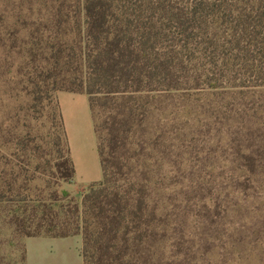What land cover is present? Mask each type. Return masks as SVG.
<instances>
[{"label": "trees", "instance_id": "obj_1", "mask_svg": "<svg viewBox=\"0 0 264 264\" xmlns=\"http://www.w3.org/2000/svg\"><path fill=\"white\" fill-rule=\"evenodd\" d=\"M38 6L28 81L35 109L53 104L49 139L17 137L2 153L4 222L25 237L79 234L82 264L209 262L243 195L264 198V0ZM58 91L86 95L95 137L101 176L78 200L56 187L73 179ZM175 130L205 133L199 151L218 182H152L149 160L171 153Z\"/></svg>", "mask_w": 264, "mask_h": 264}, {"label": "rangeland", "instance_id": "obj_2", "mask_svg": "<svg viewBox=\"0 0 264 264\" xmlns=\"http://www.w3.org/2000/svg\"><path fill=\"white\" fill-rule=\"evenodd\" d=\"M39 1L0 0V170L3 165L2 153H8L14 148L17 137L33 136L40 144L49 139L50 124L46 114L52 113L53 104L50 103L48 108L44 106L41 112L35 109L28 81V75L32 71L31 33L36 19L45 15L43 10L41 11L42 15L38 14ZM182 122L183 119L180 117L174 121V126L180 129ZM166 129L167 125L164 126V130ZM174 133L175 137H173ZM204 134L203 131L199 132V135L184 134L183 130L172 131L171 153L168 152L162 160L158 159L154 163L153 160H149L152 163V182L165 183L173 179L187 182L190 178L202 183L204 181L212 182V180L218 182L216 173L219 172V169L207 167L209 161L203 157L205 152L199 151L203 138H206ZM168 142L166 139L165 143L168 144ZM178 151L186 153H182V157L179 158V156L177 157ZM173 159L174 163H172ZM211 163L215 166L221 165V161L217 163L212 161ZM218 177L221 179L220 175ZM36 183L43 184L41 179H37ZM87 186L88 184H77L73 179L68 182L61 181L56 185L58 190H66L74 200L79 199L81 192ZM214 194L213 192L211 196ZM188 195L190 194L188 193ZM61 202L64 204L66 201L62 199ZM240 202L235 219L229 216L231 222L234 221L232 235L228 237V235L226 236L228 233H224L231 229V222L227 223L229 229L225 228L224 231L222 226L217 227L225 236L222 234V237L212 239L209 253H207L209 262H204V264H264L263 231L256 235V239H253L255 235L253 230H264V198L251 196L249 192L247 196L243 195ZM2 207L0 204V264H24L22 257L25 236L17 234L12 227L4 222L3 215L6 213V209H2ZM255 216L262 218L263 222H256ZM212 229H214L212 232H217L215 227ZM235 237L239 241L231 242V239ZM202 246L205 248V244ZM199 253L200 251L197 252V255ZM197 260L200 261L198 257Z\"/></svg>", "mask_w": 264, "mask_h": 264}, {"label": "crops", "instance_id": "obj_3", "mask_svg": "<svg viewBox=\"0 0 264 264\" xmlns=\"http://www.w3.org/2000/svg\"><path fill=\"white\" fill-rule=\"evenodd\" d=\"M55 99L73 166V181L80 185L97 182L101 172L86 95L58 91ZM79 247V234L27 236L25 264H82Z\"/></svg>", "mask_w": 264, "mask_h": 264}]
</instances>
